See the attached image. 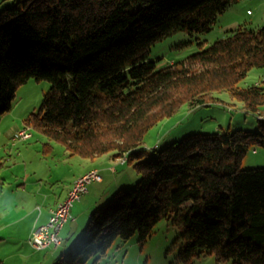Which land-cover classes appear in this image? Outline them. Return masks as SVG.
Here are the masks:
<instances>
[{
  "label": "trees",
  "instance_id": "trees-1",
  "mask_svg": "<svg viewBox=\"0 0 264 264\" xmlns=\"http://www.w3.org/2000/svg\"><path fill=\"white\" fill-rule=\"evenodd\" d=\"M234 2L19 0L0 11V117L20 85L47 80L27 126L72 155L127 157L140 175L93 211L56 264H96L118 238L134 234L143 244L163 218L184 222L181 262L211 253L219 262L264 264V166H241L250 147L264 146V79L240 85L264 68V26H241L161 69L150 57L175 31L209 32ZM222 92L257 116L258 130L191 133L145 157L152 126Z\"/></svg>",
  "mask_w": 264,
  "mask_h": 264
},
{
  "label": "rangeland",
  "instance_id": "rangeland-1",
  "mask_svg": "<svg viewBox=\"0 0 264 264\" xmlns=\"http://www.w3.org/2000/svg\"><path fill=\"white\" fill-rule=\"evenodd\" d=\"M17 1L19 0H0V11ZM241 26H264V0H237L217 16L209 32L191 33L187 29L175 31L151 47L150 57L157 61L160 69L170 66L187 59L201 48L212 45L214 41L225 38L230 31ZM263 79L264 68H253L240 85H253ZM49 88L50 82L47 80L29 79L18 87L12 109L0 117V226L30 212L32 206L37 213L38 205L44 209L49 203L55 202L66 191L67 186H71L77 174L94 166L92 168L102 172L104 180L88 184V192L74 203L70 212L71 220L64 230L68 235H65L66 238H69L63 244L65 247L60 249L59 253L62 255L84 234L93 211L111 199L120 187L127 186L125 182L131 181L127 183L128 186H135L140 175L129 161L121 163V157L106 154L90 159L78 154L72 155L63 143L50 140L33 127L30 129V139L15 142L13 136L27 126V119L32 114L39 112ZM216 95L218 99L206 105H183L175 115L165 117L152 126L144 138L143 144L147 148L145 157L152 158L169 143L191 133H216L230 128L259 129L257 116L246 111L241 101L233 98L229 92ZM241 166H264V146L250 147L242 158ZM5 214H8V221L1 220ZM32 218L30 214H25L24 218L17 220L15 227L19 234L16 236L25 233L22 227ZM10 223L5 226L8 234L13 232ZM183 223L182 218L176 221L165 218L159 220L143 244L137 234L128 242L118 238L96 264H234L232 261L219 262L211 253L196 256L190 262L179 261L178 254L183 241L176 240L183 231ZM6 242L7 248L3 246L4 254L7 251L12 253L14 247L23 245L19 239L9 238ZM35 253L29 259L18 257L20 264H49L43 263L42 254ZM56 260L52 264H56ZM94 262L92 258L86 264H95ZM14 263L13 257L8 258L7 264Z\"/></svg>",
  "mask_w": 264,
  "mask_h": 264
},
{
  "label": "built area",
  "instance_id": "built-area-1",
  "mask_svg": "<svg viewBox=\"0 0 264 264\" xmlns=\"http://www.w3.org/2000/svg\"><path fill=\"white\" fill-rule=\"evenodd\" d=\"M31 127L26 126L17 131L14 141H26L31 138ZM115 168L113 167L112 170ZM103 180L102 172L97 170H87L78 176L73 182L65 199L58 203L56 208L50 213V218L47 223L34 227L29 242L35 249H44L48 246L57 247L61 244L62 238L60 235L63 225L71 218V209L74 203L82 198L88 192L89 186L93 181L101 182Z\"/></svg>",
  "mask_w": 264,
  "mask_h": 264
},
{
  "label": "crops",
  "instance_id": "crops-1",
  "mask_svg": "<svg viewBox=\"0 0 264 264\" xmlns=\"http://www.w3.org/2000/svg\"><path fill=\"white\" fill-rule=\"evenodd\" d=\"M92 167H94V166H91V167H89V168H87V170L88 169H91ZM87 170H83L82 172H80L79 174H77L76 176H75V178H74V180H73V182L75 181V179L78 177V176H80L81 174H83V172H86ZM117 170V169H116ZM103 180H104V178H103ZM72 182V183H73ZM131 182V181H130ZM130 182H125V185H127V183H130ZM72 185V184H71ZM68 188L66 189V191H64L60 196H58L57 197V199H55L56 201L55 202H52V203H49L48 205H46L45 206V208L44 209H42L39 205H38V209H39V212L37 211V213L35 212V210H34V206H32L31 207V211L30 212H28V213H25V214H30L31 216H33V218H32V220H29V222L27 223L26 222V225H24V227H22L23 228V230L25 231V233L24 234H22L21 236H16L17 234H19L18 232H17V228L15 227V225L17 224V220L18 219H20L21 217L22 218H24L25 217V214H23V215H21L19 218H17V219H13V220H10V222H12V223H10V222H7L5 225L4 224H2L1 226H0V264H7V261H8V258H10V257H13L14 259H15V263L14 264H20V261H19V259H18V257H24V258H32L34 255H36V253L35 252H37V255H41V256H43V263L44 262H48L49 264L51 263L52 264V262L53 261H55L56 259H57V257L60 255V249L62 248V246L63 247H65L63 244H64V242L66 243V240H68V238H66V236L65 235H67L66 233V231H64L65 230V228H66V225L68 224V222H70V220L68 221V222H66L65 223V225H63V228H62V230H61V236H62V242H61V244L59 245V246H57V247H54V246H48V247H46V248H44V249H35L31 244H30V242L28 241L29 240V237H30V235H31V233H32V230L34 229V227H37V226H39V225H41V224H44V223H46L48 220H49V218H50V213L52 212V210L57 206V204L62 200V199H64L65 197H66V195H67V192H68V189L70 188V186H67ZM3 204V203H2ZM1 204V205H2ZM21 210H24V208L23 209H21ZM8 214H5L4 216H3V218L1 219L2 221H3V219H4V221H8L7 220V216ZM77 220V219H76ZM9 223H10V225L12 226H10L11 227V229H13V232L11 233V234H8V231L6 232V227L5 226H8L9 225ZM72 225H73V223H72ZM14 226V227H13ZM73 228V227H72ZM71 228V229H72ZM70 230V229H69ZM63 232H64V234H63ZM8 234V235H7ZM10 235V237H8ZM68 236V235H67ZM19 239V241H21V243L23 244V245H21V246H16V247H14V250H13V252L11 253L10 251H7V252H5V254H4V251H3V246H5V248H7V242H6V240L7 239ZM68 243V242H67ZM25 248H27L26 249V251H25ZM60 252V253H59ZM34 254V255H33ZM60 257V256H59ZM58 257V258H59ZM58 260V259H57ZM57 260H56V262H57Z\"/></svg>",
  "mask_w": 264,
  "mask_h": 264
},
{
  "label": "bare ground",
  "instance_id": "bare-ground-1",
  "mask_svg": "<svg viewBox=\"0 0 264 264\" xmlns=\"http://www.w3.org/2000/svg\"><path fill=\"white\" fill-rule=\"evenodd\" d=\"M127 157H122V159H121V163H126V161H127ZM89 170H97V168H91V169H89Z\"/></svg>",
  "mask_w": 264,
  "mask_h": 264
}]
</instances>
